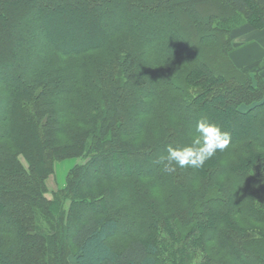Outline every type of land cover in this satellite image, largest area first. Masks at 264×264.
Here are the masks:
<instances>
[{
  "label": "trees",
  "instance_id": "obj_1",
  "mask_svg": "<svg viewBox=\"0 0 264 264\" xmlns=\"http://www.w3.org/2000/svg\"><path fill=\"white\" fill-rule=\"evenodd\" d=\"M243 25L264 30V0H0V264H264V63L234 61ZM201 118L228 148L163 171Z\"/></svg>",
  "mask_w": 264,
  "mask_h": 264
},
{
  "label": "clouds",
  "instance_id": "obj_2",
  "mask_svg": "<svg viewBox=\"0 0 264 264\" xmlns=\"http://www.w3.org/2000/svg\"><path fill=\"white\" fill-rule=\"evenodd\" d=\"M231 142V134L207 118L197 120L195 133L183 146L169 145L166 155L159 158L163 171L180 169H200L217 152H223Z\"/></svg>",
  "mask_w": 264,
  "mask_h": 264
},
{
  "label": "rangeland",
  "instance_id": "obj_3",
  "mask_svg": "<svg viewBox=\"0 0 264 264\" xmlns=\"http://www.w3.org/2000/svg\"><path fill=\"white\" fill-rule=\"evenodd\" d=\"M249 27L246 25L240 26L236 31H233L232 33V42L235 46L234 52L232 53L233 56L239 57L240 59L245 58L248 56L253 50L255 52V56L259 58V66L262 65V62L264 63L263 57H261V52L257 49V45L255 44H246V45H238L239 40L247 37L250 33L253 34V32L249 31ZM248 32V33H247ZM54 40L64 39V37H57V36H51ZM6 81H10L7 79ZM222 129V128H221ZM75 164L74 160L71 161H64L60 164H56L54 167V174L48 179V189L49 191H53L57 188H62L64 185V181L66 178V175L68 171L73 167ZM120 165V164H119ZM121 169H124L123 166L120 165ZM123 240L121 236H117L116 238L112 239L109 242V245L112 249L116 251H120L123 248Z\"/></svg>",
  "mask_w": 264,
  "mask_h": 264
},
{
  "label": "crops",
  "instance_id": "obj_4",
  "mask_svg": "<svg viewBox=\"0 0 264 264\" xmlns=\"http://www.w3.org/2000/svg\"><path fill=\"white\" fill-rule=\"evenodd\" d=\"M249 43L255 44L258 46L257 49L262 53L261 57H263L264 59V30L254 31L253 34L250 33L247 37L245 36L244 38L239 40L238 45H246ZM233 58L235 62L241 64L242 62H245V59H247V56L243 59H240L239 57H235V56Z\"/></svg>",
  "mask_w": 264,
  "mask_h": 264
}]
</instances>
